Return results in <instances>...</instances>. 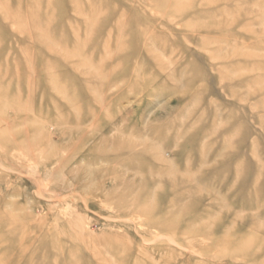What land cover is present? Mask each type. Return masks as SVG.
<instances>
[{"label": "rangeland", "instance_id": "obj_1", "mask_svg": "<svg viewBox=\"0 0 264 264\" xmlns=\"http://www.w3.org/2000/svg\"><path fill=\"white\" fill-rule=\"evenodd\" d=\"M0 264H264V0H0Z\"/></svg>", "mask_w": 264, "mask_h": 264}, {"label": "bare ground", "instance_id": "obj_2", "mask_svg": "<svg viewBox=\"0 0 264 264\" xmlns=\"http://www.w3.org/2000/svg\"><path fill=\"white\" fill-rule=\"evenodd\" d=\"M71 149H72V148H71ZM71 149H70V150H71ZM37 181H38V180H37Z\"/></svg>", "mask_w": 264, "mask_h": 264}]
</instances>
